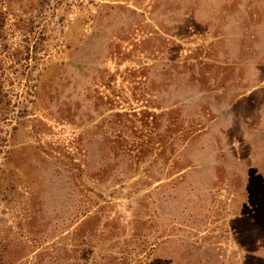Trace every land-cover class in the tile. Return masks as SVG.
I'll use <instances>...</instances> for the list:
<instances>
[{
	"label": "rangeland",
	"instance_id": "1",
	"mask_svg": "<svg viewBox=\"0 0 264 264\" xmlns=\"http://www.w3.org/2000/svg\"><path fill=\"white\" fill-rule=\"evenodd\" d=\"M0 264H264V0H0Z\"/></svg>",
	"mask_w": 264,
	"mask_h": 264
}]
</instances>
